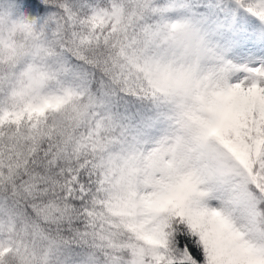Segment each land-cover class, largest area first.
<instances>
[{
	"label": "snow or ice",
	"instance_id": "6c2138e0",
	"mask_svg": "<svg viewBox=\"0 0 264 264\" xmlns=\"http://www.w3.org/2000/svg\"><path fill=\"white\" fill-rule=\"evenodd\" d=\"M0 264H264V0H0Z\"/></svg>",
	"mask_w": 264,
	"mask_h": 264
}]
</instances>
